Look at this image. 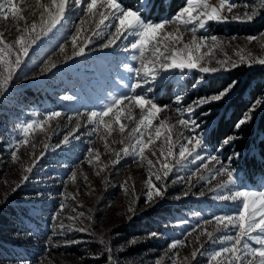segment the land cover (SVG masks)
<instances>
[{
  "label": "snow or ice",
  "instance_id": "1",
  "mask_svg": "<svg viewBox=\"0 0 264 264\" xmlns=\"http://www.w3.org/2000/svg\"><path fill=\"white\" fill-rule=\"evenodd\" d=\"M73 4L83 15L75 25V31L57 49L63 59H54L57 54L54 52L48 59L43 60L39 72L34 73L32 79L52 74L54 70H59L61 64L66 66L69 61L84 58L91 51L111 49L117 57L123 56L116 64L113 83L124 91L107 93L97 110L69 115L68 121L75 119L76 126L59 144L53 146L44 143V151L34 156L30 165L23 166L24 174L11 191L16 192L30 179L28 174L33 173L49 148L59 149L70 144L73 139L79 141L81 137L77 133L82 125L81 117H86V123L93 126L92 133L99 135L104 141L105 150L114 156V159L110 160L112 166L118 165L128 157L139 160L141 164L146 163L147 178L143 182L145 207L141 211L147 212L167 198L168 180L173 173L187 165L197 164L199 166L186 179V190L182 196L175 199L196 195L193 189L201 182L211 184L216 181L208 188L214 200L239 202V207L231 214L212 215L210 219L197 223L185 234L186 237L196 234L195 241L199 245L192 250L190 258L184 257L181 262L176 251L187 246V239L172 240L165 253V256L169 252L173 253V256L169 257L171 264H197L198 257L206 255V245L209 243L217 247L207 255L208 264H264V191H249L237 187L236 169L231 164L234 159H239L240 153L233 152L227 157V163L221 156L223 149L238 137L235 134L227 135L214 152L208 153L210 126L207 122L191 118L198 109L202 110L206 105L228 99L238 86V81L232 80L219 91L198 97L187 104V107L184 106L186 94L176 95L174 109L158 103L155 94L148 95L154 93V87H147L146 93L144 91V86L158 85L169 73L177 69L181 73L199 74L197 83L192 85L195 89L208 77L231 72L242 65L264 66V56L245 53L243 48L233 49L238 59L224 53L226 45L237 39L235 36L230 40H222L216 35L207 34L211 23L254 22L264 15V0H253L243 5L235 0H185L184 5L172 16L159 21L145 19L141 10L125 7L120 0H0V22L5 25L4 30H0V97L7 94L26 60L63 24ZM30 17L34 18L30 20ZM9 27H14L16 32L12 40L7 39L5 35ZM188 33L190 39L186 40L185 35ZM101 37L102 41L97 44V38ZM256 39L255 36L246 37L249 43ZM121 41L128 43L121 46ZM69 44L71 54H68ZM217 52L224 53L223 59L216 58ZM62 99L75 101L78 97L64 95ZM137 109L139 118L135 119L134 111ZM258 109H264V98H258L251 104L242 118L234 124L235 131L238 132L242 126L248 124ZM166 112L174 113L178 119L173 123L171 115L161 118ZM201 114L210 115L211 109L209 108L208 112L202 111ZM39 115L33 113L35 117ZM63 115L62 111L50 110L43 114L42 119L34 118L20 123L17 126L19 137L11 151L13 162L20 159L18 152L21 147L31 145L33 151L35 150L36 145L32 142V137L37 132L50 139L53 124L58 123ZM133 123L135 126L129 127ZM114 134H118L120 139L110 140ZM114 144H120L122 147L117 150L110 146ZM87 152L89 165L100 163L98 151L88 147ZM148 153L155 160L150 159ZM107 167L108 165L101 166L97 174L105 171ZM204 173H207V176ZM76 177L77 173L73 171L69 179L74 183ZM193 178L196 183H193ZM182 180L183 177L177 176L172 182L178 183ZM120 187L126 194L129 192L127 181ZM131 191L133 199L127 208L129 220L137 213L139 199L135 195V189ZM198 195L203 197L206 193L201 191ZM60 207L63 209L64 204L61 203ZM73 211L75 212V209ZM196 215L199 216L200 213ZM58 217L59 212L52 217L53 221H57ZM67 219L71 223L65 224L61 221L57 225L61 234L65 231L89 232L88 226L77 227L76 222L84 225L85 220H92L91 215L75 212V215ZM187 223L188 221L181 220L177 227ZM209 225L213 226L212 230H209ZM159 235L160 233L151 232L147 238L156 239ZM201 237H206L207 240L202 241ZM250 242H254L255 246ZM107 252L108 264H116L111 255V247L107 248ZM156 264H161V260L158 259Z\"/></svg>",
  "mask_w": 264,
  "mask_h": 264
},
{
  "label": "rangeland",
  "instance_id": "2",
  "mask_svg": "<svg viewBox=\"0 0 264 264\" xmlns=\"http://www.w3.org/2000/svg\"><path fill=\"white\" fill-rule=\"evenodd\" d=\"M144 2L145 0H139L133 9L141 10L147 20L159 21L174 14L149 17L148 12L141 9ZM235 2L243 5L253 2V0H235ZM82 15L83 13L73 4L63 24L42 43L41 47L31 55V58L26 60L17 73L15 81L10 85L7 94L0 97V119L2 121L0 124V209L7 203L15 205L17 201L26 204L43 220L46 225L45 229H47L42 235L40 246L34 248L29 258L0 260V264H108V247L112 249L111 255L116 264H156L158 259L161 260V264H171L169 257L173 256V253L169 252L165 256L168 244L174 239H187V246L176 250L179 253V260L182 262L184 257L190 258L192 250L199 246L195 241L196 234L188 237L185 234L191 231V228L195 227L197 223L210 219L212 215L231 214L239 207V202L214 200L213 194L208 192V188L216 181H212L211 184L201 182L193 189L196 195L175 199L177 196H182L187 188V177L199 166L198 164L187 165L171 175L168 180L167 198L161 201L170 204L181 202L186 207L175 210V213L168 214L165 219L157 221L163 228L162 234L156 239L147 238L152 231L123 234L120 230L123 226L129 225L137 217L147 214V212L141 211L145 207L143 182L147 178V165L128 157L118 165L112 166L110 160L114 159V156L105 150L104 141L99 138V135L92 133L93 126L86 123V117H81L82 125L77 133L81 137L79 141L73 139L70 144L59 149L49 148L45 157L34 168L33 173L28 174L30 179L16 192L11 191L24 174L23 166L30 165L34 156L44 151V143L53 146L59 144L64 136L76 126L75 119L71 122L68 121L69 115L75 116L80 112L97 110L104 102L107 93L124 91L123 88L113 83L116 77V64L123 59V56L117 57L111 49L91 51L84 58L69 61L66 66L61 64L59 70H54L52 74L32 79L33 74L39 72L43 60L48 59L54 52L57 53L53 57L54 59H63L57 49L75 31V25L80 22ZM33 18L30 17V20ZM215 25L218 24L211 23L209 25L208 35H216L222 40H230L233 36L237 38L224 48V53H227L228 56L238 59L233 52V49L237 47L245 49V53L250 52L253 56H264V28L255 31V33L244 35L228 30L217 31L214 28ZM4 27L3 22H0V30H4ZM85 27H89V25H85ZM171 30L172 27L169 28V31ZM5 35L9 40L14 39L15 28L9 27ZM248 36H255L257 39L249 43L246 40ZM102 39V37L97 38V44ZM185 39H190V33L185 35ZM120 43L121 46H124L128 41ZM224 53L217 52L216 58L223 59ZM68 54H71L70 44ZM129 63L134 64L135 62L129 61ZM198 78L199 74L196 72L181 73L177 69L169 73L165 80L158 85L144 86V91L146 93L147 87H154V93L148 95L155 94L158 103L169 105L173 109L176 107L174 97L186 94L184 106L187 107V104L198 97L207 96L199 95L197 87L193 89L192 85L197 83ZM36 92H39V96L35 98ZM28 93H33V95L21 100L17 98L19 94ZM64 95H74L78 99L64 101L62 99ZM31 99L34 100L31 101ZM160 99H164V101ZM50 110H59L64 113L59 122L53 124L51 138L48 139L43 133L37 132L32 137V142L36 145L35 150L33 151L31 145L21 147L18 152L20 159L13 162L11 151L19 137L17 126L29 119H42L43 114ZM33 113L40 115L35 117ZM169 115L173 116V123L175 119H178L172 112L163 113L161 118ZM198 117L195 113L191 118L199 121ZM134 118H139L138 109L134 111ZM134 126L133 123L129 127ZM90 133L92 134L90 135ZM111 139L119 140L120 137L118 134H114ZM110 146L117 150L122 147L120 144ZM88 147H92L100 153V163L94 165L87 163ZM212 152L214 151L208 149V153ZM148 155L150 159L155 160L150 153ZM221 156L227 163V157H223L222 152ZM103 165H108V167L105 171L97 174ZM73 171L77 173L74 183L69 179ZM204 175L207 176V173ZM177 176L183 177L184 180L173 183L172 181L176 180ZM236 177L237 187L249 191H264L263 175L255 177L254 181H249L242 179L236 170ZM125 181H127L129 189L127 194L120 187ZM193 183H196L195 178H193ZM133 188L139 199L137 200V213L133 219L129 220L130 214L127 212V208L133 199L131 191ZM201 191H204L206 195L200 197L198 193ZM5 194H7V199H5ZM61 203L64 204L63 209L60 207ZM74 209L75 212H84L86 216H92V220H85L84 225H81L79 221L76 222L77 227L88 226L89 232L65 231L61 234L57 225L61 221L65 224L71 223L67 218L75 215ZM58 212L59 217L54 222L52 217ZM196 213H200V215L197 216ZM181 220L188 221V223L177 227ZM212 227L209 225V230H212ZM71 240L78 242L65 243V241ZM155 240L157 241L156 246L148 245L145 249L127 253L128 247L134 243ZM201 240L206 241L207 238L201 237ZM90 241H94L98 245L96 252L91 255L78 254L73 251V246ZM129 241H134V243H129ZM250 243L255 246L254 242ZM214 247L217 246L207 244L206 255L198 257L197 264H208L207 255ZM162 257L163 259H161ZM102 258L105 260L101 261Z\"/></svg>",
  "mask_w": 264,
  "mask_h": 264
},
{
  "label": "trees",
  "instance_id": "3",
  "mask_svg": "<svg viewBox=\"0 0 264 264\" xmlns=\"http://www.w3.org/2000/svg\"><path fill=\"white\" fill-rule=\"evenodd\" d=\"M120 2L125 7L133 8L139 0H120ZM184 3L185 0H145L141 9L147 11L149 17L161 14L168 16L175 13ZM214 28L217 31L228 30L244 35L252 34L264 28V15L251 23H222L215 25ZM232 80H237L238 86L228 99L221 103L206 105L202 110L198 109L196 115L199 116V121L207 122L210 126L211 132L207 140L209 150L215 151L227 135L235 134L238 137L223 149V157H228L233 152L240 153L239 159H234L231 166L237 170L242 179L254 181L255 177L264 176V109H258L253 119L238 132L235 131L234 124L242 118L255 100L264 98V66L242 65L231 72L208 77L197 85L196 90L199 95H209L219 91ZM32 95L33 93L19 94L17 98L21 100ZM37 96L39 92H36L35 98ZM209 108L211 114L203 116L201 112H208ZM1 122L0 119V124ZM185 207L181 202L175 204L161 202L147 211L146 215L137 217L133 223L123 226L120 230L125 235L147 231L162 234L163 228L157 221ZM45 227L43 220L30 206L18 201L15 205L7 203L0 209V260L29 258L34 248L40 246L42 235L47 230ZM148 245L156 246L157 241L134 243L128 247L127 253L145 249ZM97 246L94 241H90L77 244L72 249L78 254L91 255L96 252ZM103 260L105 259L102 258L101 261Z\"/></svg>",
  "mask_w": 264,
  "mask_h": 264
}]
</instances>
